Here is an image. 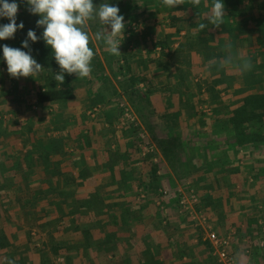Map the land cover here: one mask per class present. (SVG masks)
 <instances>
[{"label":"crops","instance_id":"crops-1","mask_svg":"<svg viewBox=\"0 0 264 264\" xmlns=\"http://www.w3.org/2000/svg\"><path fill=\"white\" fill-rule=\"evenodd\" d=\"M21 4L19 8L23 7ZM174 32L175 29L163 31L159 42ZM185 34L181 32L179 38L177 35L173 37L169 43L171 48L166 47L162 52L158 48L155 52L163 54L164 64L168 53L175 52L176 60L170 61L173 62L170 71L179 79L184 75L190 80L179 81V85L174 81L170 89L169 83L159 85L156 81V90L150 100L152 103L174 104L169 115L167 109H164V115L160 116V126L166 127L167 121L179 122V125L181 121L189 120V124L193 122L189 133L199 136L198 143L191 145L188 139L183 140L185 150L192 153L185 160L186 167L190 168L187 178L182 175L178 177L171 171L161 158L159 149V159L156 154H145L138 134L132 136L128 133L125 137L117 129L119 123L114 124V129L106 118L112 112L111 105H99L101 110L91 116L93 111H97L96 105L104 101L98 97L99 85H94L90 91H85L83 86V89L80 88L82 90L79 89L82 96L63 103L65 106L61 103H48L40 107L37 100L33 99L29 104L35 105L26 112L21 100L14 102L12 110L8 112L4 109V100H0V259H72L73 264H218L216 250L207 240L208 230H215L220 237H231L234 245L232 250L237 252L234 257L243 253L244 262L249 258L246 252L249 249L248 236L252 235V231L243 221L244 218L238 216L243 209L239 211L241 207L234 198L235 193L229 200L217 193L224 189L218 187L217 180L222 178L227 181L231 178L234 181L236 177L233 173L224 174L221 171L208 173V167L201 173L199 168L209 163L219 167L225 162L228 163L227 168L236 165L248 168L252 161L245 160V156L264 166V160L258 157V154L264 157V147L253 149L250 146H236L232 126L216 128L217 116L214 114L218 106L215 96L223 97L228 107L252 93L246 84L247 73L229 67V62L234 65L243 57L251 61L252 69L259 63L253 61L252 50L245 48L239 53L237 46L227 47V38L219 36L218 41L213 43L220 46L218 49L213 46V60L198 62L196 54L199 51H192L191 54L196 58L188 66L184 60L177 59V55L182 52L178 48L184 42ZM150 36L147 40H150ZM138 50L141 57L146 59L145 51ZM218 54L222 57L219 58ZM147 59L152 61V58ZM213 63H217L219 68L206 66ZM133 67L134 70L139 69L138 65ZM165 69L160 68L159 78H167L168 81L167 67ZM147 72L149 75L152 71L148 68ZM261 74L264 77V67ZM138 87L146 91L144 84ZM262 90L264 85L255 93H261ZM161 91H166V94L157 96ZM200 93H203L204 103L211 108L207 114L211 124L206 127L200 126V116L196 112L188 113V106L182 107L191 104L197 107L195 110H199L197 94ZM26 123L30 124V128L28 133L23 134L20 132L21 126ZM13 124L16 125L15 135L9 127ZM184 124H181V128L172 124V133L179 134ZM182 134L185 135H179ZM201 134L208 139H200ZM150 165L157 169L156 176L160 183L158 195L151 197L153 201L141 215L135 212L134 215L139 218L129 223L120 222V212L125 207L114 208L112 204H134L145 199L144 186L150 180ZM170 173L176 179L175 186H171ZM251 181L255 180L247 174L244 182ZM166 182L169 188L165 187ZM185 183H191L192 186L186 188ZM104 185L111 187L104 191L97 190ZM162 191L167 194L164 195ZM192 192L198 202L190 205L191 210L206 218L201 226L191 217L193 212L184 210L180 204L182 198H189ZM256 192L261 196L254 199L257 200L256 204L258 200L260 203L257 208L259 218L255 240L258 250L255 259H264V190ZM95 194L105 198L106 204H111V207L106 212L96 210L99 217L97 221H91V214L86 213L87 207L82 202L92 199L91 196ZM208 197L215 204L220 202L225 206L223 214L226 220L215 213L199 210V203ZM128 212L132 215L131 209ZM105 219L106 222L102 223ZM219 221L224 223L222 228L218 225ZM87 229L91 231L89 238L84 234ZM238 237H241L240 242ZM238 262L242 264L241 260Z\"/></svg>","mask_w":264,"mask_h":264},{"label":"trees","instance_id":"trees-1","mask_svg":"<svg viewBox=\"0 0 264 264\" xmlns=\"http://www.w3.org/2000/svg\"><path fill=\"white\" fill-rule=\"evenodd\" d=\"M8 1L11 2L13 0H8ZM255 1L256 0H223L227 15L225 17V22L221 24L219 27H216L215 25H212L210 23V17L208 13H210L212 9V0H201L199 6H194L191 3V0H183V5H180L175 9L168 7L162 2V6H163L162 8L166 12H168L169 15L168 17L171 21L170 25L175 26L174 28L175 32L174 34H171L172 36L169 37L167 36V39L165 40H161L160 42L155 41L154 49L158 47H161L162 49L166 47L171 48V45L169 44L170 41L172 42L171 39L176 35L179 38L181 32H186L183 39L184 42L180 44L178 49L183 52L188 49H196L200 47L202 50L200 49L199 54H196L198 62H202L203 60V62L206 63L209 62L210 60H213L214 57L212 55V53L214 52L213 46H217L216 44L214 45L213 43L218 41L219 36L224 38L226 37L228 40L227 41L228 44L237 46L239 53L240 50L244 51L245 48L252 50L253 51L252 54L254 55L253 61L255 62L257 61V63H259L258 65L255 66L254 69H251V71L246 72L247 73L246 84L250 87L252 93H248L247 96H245L243 99H238L235 104H231L228 107L227 105H225L223 97L215 96V99L218 101V106L214 109L215 110L214 114L217 116L215 123L216 128H226V127L229 128L230 126H232L234 130L233 137L235 139L236 146H250L253 149L255 148L260 149L264 147V90H262L261 93H255V92H259L261 90V87L264 85V77L261 74V71L264 67V7L263 8L259 7L258 8L259 12L257 13H253L252 10L249 11L245 9L247 7V6L245 7V5L250 4L253 6V4H255ZM16 2L21 4V0H16ZM93 2L94 4L97 5L96 0H93ZM154 2L158 3L157 0H155ZM123 6H125L126 9L128 8L132 10L133 8H136L138 5H136L135 3H126V5H121L120 7L122 12L124 11ZM186 12H188L187 14H189L187 18L185 17ZM151 15L152 14H149L148 17H150ZM96 21L98 22V18ZM200 24L205 25V28L203 30L199 29ZM194 29L196 33L194 32ZM98 30H103V28H100L99 26ZM152 33L153 31L151 30L150 33L146 32L145 34H142L141 39L143 40V43L146 42L147 37L152 35ZM136 35L138 34L133 33L132 35L133 39H136ZM25 39H22L21 41H18L14 44H8L7 46L21 48V50L23 51H29V49L23 48V41ZM131 40L132 38L127 40L126 48L128 47V45L133 43V41ZM29 45L31 49V55L44 68L43 73L46 74V78L42 80V83L43 85L47 84L48 86L46 88L37 90L34 98L37 100L38 105L42 106L48 103L63 104L71 100H74L76 95L74 93L72 80L76 75L75 74L68 75L67 73H65L64 83L62 85H57V82L54 80V75L55 73H59L60 69L54 59L51 48L48 47L44 41H37L33 43L32 41L29 40ZM90 46L93 48L95 52L94 45L91 44ZM218 47L220 46H217L216 49H218ZM103 49L106 48L103 46ZM120 52H121L120 56H114L109 52H107L106 55V57L109 56L108 65L111 66L116 65L118 67L119 70L118 74L121 76V81L118 83V88L111 86V81L109 77H107V75L104 74V68L100 63V60L97 61L98 69L96 71L94 66L92 65L93 71L91 75L97 78L96 79L97 83L95 81L90 82L87 80L84 84V87L86 89L85 91L88 90L90 91L94 84L99 85V89L97 91V93H99L98 97L103 98L104 99L103 102L112 105V107L110 106L112 112L109 113L110 116L109 114L107 116L109 117L112 116L113 118H109V117L106 118L109 124H111L113 127L115 123H119V118L121 114L119 111L117 112L115 110V108L117 109L119 108L118 105L115 104L116 102L114 101H117L118 99L121 98L123 94H126L129 96L130 100L134 98L136 99V101L145 102V103L149 102L151 104L152 102L150 100V96H152L154 94V90H156L155 82L157 81L156 76H158V74H156L154 71H152L148 75L147 71L148 68L150 70V65L148 66L149 64L148 62L145 63L147 59H144L143 57H141V55L135 57L134 54L128 53V50L127 49L125 50V47L122 48V46H120ZM172 53H173L172 56L176 58V53L175 52ZM187 54L190 55L191 58L189 60V56H187L186 59L184 55V59H186V61L184 60V62H186L187 63L186 65L189 66L190 64H192L193 59L196 58V56L194 57L191 54V52ZM241 54L243 55L244 53L241 51ZM96 58H98V56L96 57L95 54L94 59ZM136 60L139 69L135 68L136 70H134L133 65L136 66V64H134ZM206 66L208 67L210 66L215 69L219 68L217 63L216 64L213 63L212 65L210 64ZM158 67L159 69L162 68L166 71L165 64L159 63ZM171 78L176 83H178V85L180 84L179 81L182 80H184L185 82L187 81L186 76L184 75L183 78L181 77V79H179V76L173 74ZM88 82L90 84L89 86L86 87ZM141 83L144 84L146 87V92L144 94L146 95L145 97H143L140 94V89L138 86ZM196 85L197 84H195V86ZM90 95H92V93H90ZM202 95L203 93L197 94V101L200 104L203 101ZM135 103L136 102H134V104ZM185 106H188V110H187L188 113L190 112L192 114L193 112L194 113L196 112L195 109L197 107H195V105L187 104L184 105V107ZM223 118H227V119L224 120ZM118 130L120 132H123L125 137L128 135V133H130L132 136L138 134V129L136 128H130V129L120 128ZM126 131L127 134L125 135ZM244 158L247 161H252L249 163L250 166L248 168L239 167V166L237 167L236 165L235 167L231 168V170H225L224 174L227 172L229 174L233 173V176H236L238 174H241L242 169L244 168L246 170L245 172H247V174H249V176H251L253 180L257 182L256 185H254V187L257 185L261 187L264 183V177H262L263 175H261V169L264 168V166L262 167L258 165L257 162L255 163V161L249 160L252 158L250 157L248 158V156L247 157L245 156ZM219 159L222 160V158ZM212 167H213V163H209V164H205V166H203L202 169L203 170L205 168L208 169V173H209L210 171L212 172ZM148 175L150 176V180L149 182H147V185L145 184L144 186V193L146 195L144 197L145 199H141L142 201L134 202V204L131 202L128 203L125 202V205L119 203L112 204L114 208L117 207L122 208V206L125 207V209L122 208L123 211L120 212V214H122L120 216V222L129 223V222H133L134 219L139 218L138 215H141L142 212L148 208L150 202L153 201V198L151 197H154V195H158L159 180L156 176L157 169L155 167L151 168ZM226 182H227L226 183L227 186L229 188H232L233 190H235L238 187V184H236V182H234L233 180H232L233 184L229 179ZM245 184H248V182H245L242 185L245 186ZM110 187L111 185H104L98 187L97 190L104 191V190H108V188ZM209 189H210V185H209ZM91 198L92 199H87L81 202L83 205H85V207H87L86 213L91 214V221H97V218L99 216L96 210L102 209L103 211L105 210L106 212L108 209H110L111 204H106L107 200L105 198L100 197L97 194L91 196ZM208 198L209 199H206L205 202L208 203L209 207L214 206L215 202L211 201L210 197ZM130 209L133 216L128 212L130 211ZM199 210L201 211L200 208ZM135 212H137L138 215H134ZM211 212L212 211H208V210L205 211V213H211ZM166 218L171 220V217L169 216H167ZM106 220L107 219L102 221V223L103 222L105 223ZM84 234L86 235L87 238H89L91 236V231L87 229V231H85ZM88 241L90 242V239H88ZM204 244L207 247L210 246L208 243H204ZM17 260H18L17 262L20 263L23 259H17ZM8 263L15 264L16 259H6V260L3 259L1 264H8ZM26 263L24 261V264ZM49 263L50 262L48 259H41V264H49Z\"/></svg>","mask_w":264,"mask_h":264},{"label":"rangeland","instance_id":"rangeland-1","mask_svg":"<svg viewBox=\"0 0 264 264\" xmlns=\"http://www.w3.org/2000/svg\"><path fill=\"white\" fill-rule=\"evenodd\" d=\"M97 2V6H99L103 0H96ZM131 1V2H130ZM155 0H108V2L112 5H116L119 7L120 9V14L124 16L125 18V32H124V39L121 40V46L122 48L125 47V50H128V53L130 54H134V56H140V54L138 53V48L141 50H144L145 52V56L146 59L152 58V61H147L150 63L148 64V66L150 65V70L154 71L156 74H158L157 77V82L160 83L159 85H161L162 83H165L164 85H166L167 83L170 84V88H172V84H174V80L171 78V76L173 75L171 70V66L173 64V62L176 60L175 57H173V53L169 52L166 59L167 61L165 62V65L167 67V71H168V81L164 78V80L159 78V72L160 69L158 67V64H164L163 62V54H158V52H155L156 49L160 48V50L158 51H163V49L161 47L155 48L154 49V44L155 41H159V39H161V34L162 32H166V31H170L173 30L175 28V26L170 25L171 21L169 19V15L168 12H166L162 7V2L163 0H157L158 3L154 2ZM126 3H135L136 5H138L136 8H133L132 10L130 9H126L125 6H123V12L121 11V5H126ZM21 8H19V13L17 14V25H19L21 22H23L24 24V28L22 30H19L16 32L14 38L12 39H7V40H0V100L3 99L5 102L4 105V109L6 112L12 110L14 102H18L20 101L21 103H23V107H24V111H29L31 110L29 107H31L34 104H29L31 103V101H33V99H35V94L37 92L38 89H43L48 87L47 84L43 85L42 80L44 78H46V74L45 73H41L40 75H38L37 77L33 78V77H21V78H12L8 71H7V63L4 59L3 56V46L8 45V44H14L18 41H21L22 39H27V33L28 31L34 30L37 34L38 37H42V33H43V28H39L37 27V21L41 18L38 15H32L28 10H27V5L25 3L21 4ZM247 6V7H246ZM252 5L248 4L245 5V9L247 10H252L253 13H257L258 8L259 7H264V0H256L255 4ZM160 8V9H158ZM160 10V11H157ZM127 12V14H126ZM182 13V11H181ZM188 12H186L185 17L187 18V16H189V14H187ZM149 14H152L150 17H148ZM133 17V18H132ZM97 20V19H96ZM94 20L91 21L89 24V33L92 36V45H94V49H95V54L96 57L98 56V58L94 59V61L92 62V65L95 68V71L98 69L97 66V61L100 60V63L102 64L103 68H104V74L107 75V77H109L110 81H111V86L112 87H117L118 88V83L121 81V76L118 74L119 70L118 67L116 65H108V57H106L107 55V50L103 49V46L105 47V45L100 42V41H96L95 40V33L97 31L101 32L102 34H107L110 29L106 26V25H102L98 19V22ZM10 23V21L7 18H0V25L3 24H8ZM100 26V28H103V30H98V27ZM179 26V25H177ZM151 30L153 31L152 36H150V40H146V42L143 43V40L141 39L142 34L150 33ZM194 32L196 33L195 29ZM133 33H136L138 35H136V39H133L132 35ZM167 34H169L167 32ZM198 35V33H197ZM132 38L131 41H133L132 44L128 45V47L126 48L127 44V40ZM38 41H43V39H39ZM138 41V42H137ZM106 48V47H105ZM169 48V47H168ZM200 47L196 48V49H188L185 50L183 52H181L179 55H177V59L178 60H185L187 59V56H189V60L191 58L190 55H188L187 53H192V51H200ZM170 50V49H169ZM202 50V49H201ZM161 51V52H162ZM160 52V53H161ZM159 56H158V55ZM184 55L186 57V59H184ZM138 60V58H137ZM137 60L136 62H134V64H137ZM173 61V62H170ZM123 63V62H122ZM59 66V65H58ZM155 68V69H154ZM100 71V70H98ZM48 73V72H46ZM148 73V72H147ZM163 71H161L160 74H162ZM95 75V74H94ZM162 77V76H161ZM163 78V77H162ZM97 78H95L93 75H90V77L88 78H84V79H78L77 76L74 77V79L72 80V85L74 87V93L77 96L81 95V91L85 84V82L88 81H96ZM162 80V81H161ZM186 80H190V78H186ZM195 83H198L196 81H194ZM90 84V83H89ZM88 84V85H89ZM58 85V84H57ZM97 85V84H94ZM93 85V87H94ZM163 85V86H164ZM82 88V89H80ZM80 89V90H79ZM145 90H141L140 89V94L145 97ZM186 93V92H185ZM162 96L166 94V91H161L157 93V96ZM6 95L8 97H6ZM154 95V94H153ZM82 96V95H81ZM73 101V100H72ZM19 102V103H20ZM115 104L118 105V108H115L116 111H119L120 114V118H119V124L117 125V129L120 128H125V129H130V128H136L138 129V134L142 133V134H147V136L150 138V140L153 143V146L155 147L154 150V155L156 154V156L159 159V156L157 155V150L159 149L160 151V155L161 158L163 160L166 161L168 167H170L171 171L174 172V174H177L178 177L182 176H188L189 174V169L186 167L185 164V160L186 158L191 156V152H188L187 150H185V144L183 143V140L188 139L187 142L190 143L191 145H195L197 144V139L199 136H192L189 133V128L191 127V125L193 124V122L190 121L189 124V120L188 121H181L180 125L179 122H174V121H167V126L163 127L162 125L160 126V116L164 115V109H167V115H169L171 113V110L174 109V104H163V103H149V102H140V101H136V99H131L129 98L128 95L123 94L121 96L120 99H118ZM134 102H136L134 104ZM68 103V102H67ZM114 104V105H115ZM37 105V104H36ZM67 105V104H66ZM100 106H104V105H109V103H105L100 101L99 104L96 105V109L97 111H93L91 116H93V114L98 113L101 110ZM187 105V104H185ZM62 106H65V104H63ZM130 107L131 110L135 113L136 115V123L135 124H128V125H124V119H123V114H124V108L125 107ZM200 108L199 110H195L196 114H198L200 116V126L201 127H206L208 125L211 124L207 114L208 111H211V108L209 105H206L203 101L201 102V105H199ZM205 106H208V108H205ZM39 106L37 105V108ZM43 107V106H40ZM57 107V106H55ZM112 107V105H111ZM114 107V106H113ZM184 108V105L182 106ZM186 107V106H185ZM210 109V110H208ZM35 110V109H34ZM42 110V109H39ZM38 111V109H36V112ZM99 115H101V112L99 113ZM154 115V116H153ZM95 119V118H94ZM93 122H95V120H93ZM1 123V122H0ZM185 123V124H184ZM171 124V125H169ZM174 124L175 126H179L181 128V124L182 125V129L181 132H179V134L184 133L185 135H179L177 132L176 133H172V130L170 129L171 127H173ZM30 124L26 123V125H22L20 128V132L24 133H28L29 131V127ZM8 127V125H7ZM11 129V133L13 135H15L16 132V125L13 124V126H9ZM200 127V128H201ZM18 128V127H17ZM202 136L200 137V139L206 140L208 139V137L204 136V134H201ZM248 143V142H247ZM197 146V145H196ZM153 155V154H152ZM167 156V157H166ZM258 157H260V159L264 160V157L258 154ZM256 159V158H255ZM159 163V162H157ZM228 163L225 162L223 163V165L221 164V166L219 167H212V171H221L222 173L225 172V170H231V168H227L226 165ZM151 167L153 168V166H149V170L151 169ZM227 168V169H226ZM200 172L203 173V169L202 167L199 168ZM205 170V169H204ZM246 170L243 168L242 169V173L236 175V179H234V182H236V184H238V187L235 189V192L232 188H229L227 186V182L223 181L222 178H220L219 180H217V182L219 181V183L217 184L218 187L224 188V189H220L217 193L218 194H222V196H224V198H226L227 200H229V197L232 195L234 196L235 193V200L237 203H239V206L241 207V209L239 211L242 210L241 213L238 214V216L240 215L241 218H244L243 221H245V223L247 225H249V227L251 228L252 231V235L248 236L249 237V249H247L248 251L246 252V255H249L248 259H242L241 257V261L242 264H264V259H255V257L257 256L255 253H257V242L255 240V236H256V231H257V218H259V214L257 213V208L260 205L259 200L258 203L256 204L255 202H257V200H254L255 197L261 196L258 194V192L256 191H262L264 190V184L260 187V186H255L256 182L255 181H251L248 184H245V186H243L242 184L245 183V179L247 178V172H245ZM171 177H172V173ZM261 175H263L262 177H264V168L261 169ZM187 178V177H186ZM162 180V179H161ZM160 180V181H161ZM231 180V178H230ZM171 186L172 184L177 185L176 184V179H174L172 177L171 179ZM232 183V180H231ZM233 184V183H232ZM160 185V183H159ZM184 185H186V188L190 187V185L192 186V184H188L185 183ZM165 187L169 188V184L168 182H166ZM260 188V190H259ZM240 195H242V199H240L241 197H239ZM199 197V195H198ZM245 198H249L248 200ZM261 202V201H260ZM199 208L201 209V211H212V213L217 214L218 217H220L223 220H226L224 217V210H225V206L223 207L222 204H220V202H217L216 204L214 203V206L209 207L208 203L205 202V200L201 201L199 203ZM204 205V206H203ZM257 213V214H256ZM233 217V216H232ZM214 220V218H213ZM215 221V220H214ZM222 222L219 221V227H223L221 226ZM218 231V230H217ZM219 232L220 229H219ZM218 234V233H217ZM241 237H238V241L240 242ZM235 241V240H233ZM233 242H231V246H230V252L233 256L236 255V251L234 252L233 247L234 246L232 244ZM235 244V243H234ZM238 245V244H237ZM239 245H241L239 243ZM238 245V247H240ZM242 246V245H241ZM209 249V248H208ZM238 249V248H237ZM207 251V250H206ZM212 253V252H211ZM235 254V255H234ZM218 257V256H217ZM236 258V257H235ZM3 259H0V264L1 261ZM49 260V264H73V262L71 263V260L67 261V259H48ZM237 260V259H236ZM18 261V260H17ZM16 263L15 264H24V261L26 264H41V259H23L20 263ZM40 261V262H39ZM23 262V263H22ZM10 264V263H9ZM80 264V263H77ZM218 264H220L219 262V258H218Z\"/></svg>","mask_w":264,"mask_h":264},{"label":"clouds","instance_id":"clouds-1","mask_svg":"<svg viewBox=\"0 0 264 264\" xmlns=\"http://www.w3.org/2000/svg\"><path fill=\"white\" fill-rule=\"evenodd\" d=\"M28 7L27 10L32 15L41 18L37 21V27L43 28L42 37H38L34 30H29L27 39L23 41V51L21 48L3 46V56L7 63V71L12 78L37 77L44 68L31 55L29 40L33 43L43 39L48 47L51 48L54 59L59 65V73H55L54 80L58 85L65 81V73L75 74L78 79L90 77L93 71L92 62L95 52L90 46L92 36L89 33L91 21L99 19L102 25H106L110 31L105 35L97 31L95 40L102 42L106 50L114 55L120 56L121 40L124 39L125 18L120 14L118 6H114L103 0L97 6L93 0H21ZM163 3L170 8H177L183 5V0H163ZM194 6H199L201 0H191ZM20 5L13 0H0V18H7L10 23L0 25V40L14 38L16 32L24 28L23 22L17 25V14ZM210 23L219 27L225 22L226 8L223 0H212V9L208 13ZM204 24L199 25L203 30ZM227 47H231L228 44ZM240 62L231 64L237 71H251L253 65L250 60L239 58ZM220 67H224L221 65ZM243 253L237 255L240 261Z\"/></svg>","mask_w":264,"mask_h":264},{"label":"built area","instance_id":"built-area-1","mask_svg":"<svg viewBox=\"0 0 264 264\" xmlns=\"http://www.w3.org/2000/svg\"><path fill=\"white\" fill-rule=\"evenodd\" d=\"M123 119H124L123 122L124 125L135 124L137 121L135 113L128 106L124 108ZM138 140L145 154H151V155L154 154L155 147L153 146L152 141L150 140V138L147 136L146 133L145 134L139 133ZM162 192L164 195L167 194L166 191H162ZM197 202H198V198L192 192L189 198L187 197L182 198L180 204L184 210L193 212L191 217L193 218V220H197L198 225L201 226V222L206 221L205 216H203L202 214L197 215V213L191 210L192 207H190V205L196 204ZM207 240H209V242L215 248L220 264H240L230 252V246L232 242L230 236L220 237L215 230H208Z\"/></svg>","mask_w":264,"mask_h":264}]
</instances>
